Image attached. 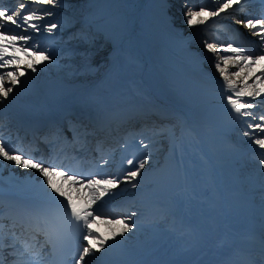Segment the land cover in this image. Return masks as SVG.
<instances>
[{
    "label": "bare ground",
    "instance_id": "bare-ground-1",
    "mask_svg": "<svg viewBox=\"0 0 264 264\" xmlns=\"http://www.w3.org/2000/svg\"><path fill=\"white\" fill-rule=\"evenodd\" d=\"M89 2V5L92 7V12L81 18L90 19L113 10L114 6L118 4H124V2L118 1H114V4H111V0H109V3L105 6V3L100 4L99 0H89ZM101 2H104V0H101ZM78 6H80V4L75 8H78ZM252 6L254 8L251 10L255 12L257 6L256 4H252ZM181 20L183 19H180L178 22H181ZM174 27L177 28L176 30L186 29L180 25H175ZM81 33H78L77 36H79L82 41L89 38L87 32L85 33L84 31ZM190 34L192 35V33ZM92 38L93 37L91 36V40ZM184 38H186L185 35ZM82 41L80 40L79 43ZM171 44L174 45L175 43L171 42ZM197 51L198 50L195 51L194 57H185L184 61L186 65L192 67L194 71L197 69L200 77H203L204 86L207 87L205 92L206 96L198 95L199 97L195 99H185L179 95H171L168 97L161 92L153 82L148 80L145 82L151 93L150 98L152 100L154 99L152 103L153 106H146L147 108L149 107L146 111H154L153 107L156 108L157 104L163 107L168 106L169 108V105L172 106L173 104L176 109L170 108L173 109L170 112L164 107L166 110H158L159 115L169 114L173 119H178L179 117L183 120L184 128H195L196 131V135L194 136L181 132L179 137L181 143H185L186 147L185 149L181 148L179 150L182 158L179 159L178 164L170 157L169 159H165L159 166L155 165L151 160L141 176L146 180H152V184H150L147 191L155 196L156 203L159 202L158 205L154 206L149 212L150 215H155L154 211L157 210H159L160 213V209L170 205L174 194L170 195L169 191L174 190L179 183H185L184 186L189 189L190 197L187 199V210L181 220H177L176 218V224H174L177 231L164 232L161 236H148L146 237L147 241L138 238L136 246L144 247V250L139 252L140 254L136 261L133 260V255L136 252L129 255L133 246L132 244L126 246L123 243L117 245L113 242H110L113 244L111 248H108L107 251H103L106 255L105 257L93 255L86 258L89 261L97 260V262L104 264H110V261L112 262L111 264H200L209 258L207 254L211 251L210 257L215 256L213 264H219V258L223 255V246L220 244V240L225 238L228 232H231L230 236L233 238L231 245H240L244 249V252L258 246L256 244L257 242L250 237L249 229H243L242 225L248 224L249 228L251 227L257 230L260 227L259 223L264 222V220H259L261 217H264V203H256V205L253 206L255 202L253 198L235 203L224 194L229 183L234 186H239L241 181H246L247 184H254L258 182V179L253 176L249 179L248 177L241 178L240 176L234 175L222 179L220 176V171L226 168L234 167L242 172L240 166H247V163L244 159H240L239 155L233 156L232 154V144H239L236 139H233V128L224 127L225 114H230V112L229 110H226V106L221 97L222 91L220 89L222 88V78L219 76V73L216 72L214 64L212 66H207L205 64L208 61L207 59L215 62V57L211 53H208L206 48L201 50L200 54H197ZM75 56L78 57L77 55ZM147 66L148 64H145V62L142 61V65L138 67L139 72H135L141 76V80L147 76L145 73ZM38 67H40L41 71L47 70L45 69L47 67L45 63ZM26 70L28 71V74L21 78L22 84L19 87L20 89L15 93H10L6 100L0 101V135L4 136L8 126L14 124L13 119L15 114L32 113V115H35L39 113L38 110L41 108L44 109L43 113H50L64 105H76L77 100H86L94 103L96 99L106 92L111 96H117V100L115 99L113 101L125 102L126 97H128L127 92L121 90L117 91L118 89H130V87H132L133 91L138 93L139 89L142 87L134 80L124 81L121 75H119L114 82L102 84L97 83L89 89L75 88V85L67 84L68 80L64 82L60 79L57 81L53 80L52 82L48 81V83L46 82V84H43L38 80V74H34L31 70ZM48 77L49 76L47 75V78ZM157 77L160 81L158 75ZM198 87L200 88V86ZM209 87H215V91L211 92ZM30 91H34V94H30ZM66 91H69L68 96L65 94ZM215 105H221L224 108L218 112L212 111V107ZM131 106L135 107L136 105L132 103ZM3 117L9 119L8 121L11 123L8 121V123H4L5 119H3ZM202 120L205 121L206 124L209 123L210 128L214 126L211 134L206 136L200 134L199 129L200 125L203 123ZM59 130L62 129L59 128ZM42 133L43 132L37 134V136L40 137ZM83 134L85 135V133ZM77 135L78 134H76V136ZM76 136H71L69 140L71 141L73 138H76ZM101 136L102 135H100V137ZM77 138L80 139L78 136ZM97 138L98 137L94 136L90 139V144L94 152H96L102 145L109 146L107 151L110 149H112L111 151L117 149L116 147L118 146V143L116 141L118 140L117 138H119V132H108V137L106 139L98 140ZM123 140L124 139H121L119 142H122L120 144L124 145L122 147L124 149V154L129 158H132L133 155H135L137 159H139L145 154L140 146V141H136L137 139ZM214 140L218 142L216 146L214 145ZM203 141L209 142L207 148L206 144H203ZM247 141L249 140L247 139ZM22 144L27 149L33 151L36 150L38 152V148L31 142L23 141ZM111 151H109V154L108 152L105 154L104 152L102 153V156L105 157L104 160L106 158L108 160V157L111 156ZM184 154H187V158H183ZM96 163H98V161H94L95 170L98 167ZM248 163L253 164L250 161ZM0 165H6L0 166V192L13 191L27 194L31 191V194L41 195L37 190L30 187L31 181L29 180V174L35 177V170L22 169L19 166H13L12 162L9 161H0ZM259 166H263L264 169V165L259 164ZM189 167H191V170H188ZM32 172H35V174L32 175ZM262 175L264 176V172ZM19 176H23L22 181H18ZM38 179L43 178L38 177ZM261 183L262 186H264V181ZM121 187L130 189L129 191L131 193L135 190L131 189L130 185H121ZM142 191L137 190V193H141ZM131 193L121 200V202L131 203L134 201L132 198L134 196ZM165 195H168V197L163 199ZM181 203L182 202L179 201L177 205H180ZM252 206L253 210L250 211ZM19 207L22 206L19 205ZM100 208L106 209V207H103L102 205H100L99 209ZM21 210L23 209L21 208ZM232 210L234 213L230 212ZM108 212L115 213L117 211L108 210ZM178 214L179 213H175L173 215L177 216ZM161 215L162 213L160 216ZM245 215H247V218L244 219V222H241L240 219ZM133 220L134 222L136 221V219ZM172 222L174 221L172 220ZM95 225L97 230L100 229V226H106L104 223H98ZM110 227L116 229L118 226L111 225ZM136 228L137 232H139L140 227L138 226ZM101 230L104 231V228H101ZM188 235H192L193 238L190 239L189 242H186L188 240L184 241V239ZM108 236H110V234ZM125 239L126 238H122L121 241H126ZM184 243L186 247L182 248ZM109 256L111 258H109Z\"/></svg>",
    "mask_w": 264,
    "mask_h": 264
},
{
    "label": "snow or ice",
    "instance_id": "snow-or-ice-1",
    "mask_svg": "<svg viewBox=\"0 0 264 264\" xmlns=\"http://www.w3.org/2000/svg\"><path fill=\"white\" fill-rule=\"evenodd\" d=\"M250 2L211 0L210 3L197 5L195 10L187 7L183 16L184 23L190 28L207 26L214 18L231 20L260 42L259 54L244 43L237 42L235 34L230 38L231 42L205 40L204 47L215 57L214 68L222 78L221 97L226 110L244 125L242 136L264 150V10L259 15L250 13L247 7ZM259 2L264 6V0ZM61 7L62 0H16L14 7L0 3V69L5 70L0 71V101L6 100L22 84L25 69L35 73L39 65L54 60L48 49L30 43L36 38L28 33L52 34L62 25L46 21L45 18L55 16L54 10ZM234 13L242 14V18H237ZM9 26H15V29ZM140 146L142 149L150 147L143 140ZM0 161L35 170V177L29 174L30 187L57 208L55 217L45 216L35 222L30 221L23 225L22 233L16 231L15 225L3 223L4 217L0 213V264H47L42 252L44 246L41 245L38 250L33 241L38 233L43 232L45 244L55 247L53 237L59 236L63 225H70L73 230L74 250L59 264H87V257L107 251L113 246L110 242H118V238L125 237L137 227L133 220L135 212L117 215L101 212L99 207L108 199L115 198L121 185H130L131 189L138 187L139 178L150 161L147 153L139 159L133 155L122 161L126 167L122 166L115 174L100 167L94 172H84L57 163L53 158L34 155L33 150L22 143L13 145L8 138L0 135ZM108 163L107 159L103 160V164ZM259 163L264 165V159ZM98 223L118 227L112 230L110 236H102L93 228ZM249 264H264V237L259 257L253 258Z\"/></svg>",
    "mask_w": 264,
    "mask_h": 264
},
{
    "label": "rangeland",
    "instance_id": "rangeland-1",
    "mask_svg": "<svg viewBox=\"0 0 264 264\" xmlns=\"http://www.w3.org/2000/svg\"><path fill=\"white\" fill-rule=\"evenodd\" d=\"M87 1L89 0H62L63 7L55 9L54 10L55 16L49 17V20L51 22L57 23L58 25H62L56 29L57 33H61L65 31L66 29L72 27L75 22H78V20L76 18L74 19V16L71 15L70 13V12L74 13V11L71 9L74 6L76 7L78 4H80V6H82L83 8L81 7L79 8V10L82 9L84 11L90 12L91 6L88 5L89 3H86ZM99 1H100V4L105 3L104 6L109 3V0L108 1L104 0V2H101V0ZM114 1L124 2V4L122 3V5L118 4L114 6L113 10L109 11L111 13L108 14L110 15V17H112V15H115L116 13L120 15H124L123 18L121 17L122 20L120 21L119 26L112 25L110 23L111 22L110 17L101 21L105 25L95 23V25L92 27L88 26L90 27V29H99L100 31V32L96 31V35H94V40L91 43H90L91 36L93 37V35L90 34L92 33L91 31L89 33L87 32L89 38L85 41H82L80 37L78 40L77 38H72V37L66 39V38L61 37L62 35H56L55 37H52L54 33L52 34L44 33V36L42 39L41 38L36 39L34 41H31L30 43H37L38 46L45 44L46 48L49 50V52H52L51 54L54 57V60L51 62L52 64L49 65L50 69L55 70L57 72H61L62 76H66L67 74L65 65L68 64L67 63L68 57L66 53L63 51V49L59 46V41L77 40L78 44L87 43L84 45V47H88L87 54L84 55V58L75 61L73 65L70 67V70L71 71L77 70V72H81V71L86 72V73L88 72L89 77H93L96 79V81L92 80L90 82L92 85H94L95 83L103 79L105 75H108L107 70H111L112 67H116L115 65L118 62L119 63L121 62L120 67L124 68L126 65V61H131V60L139 61L138 57L143 58L142 52H145V55H146L145 58L147 59L146 61L148 62V66L146 68L148 71L147 77L149 76V74L152 76L153 71H155L157 74L160 73L159 76L162 77L164 81L163 83L164 85L160 86V90L168 91L171 93L172 92L180 93L183 95L180 83L176 82L172 78L175 75L179 76L178 72L181 71L179 68L180 65L178 64L180 63V61H176L175 57H179L180 55L190 56V53H187L185 51V48L181 47V45H185V44L182 42L183 40H180L181 38L178 37L180 33L174 31V27L172 26V24L180 25L183 28L185 27L186 28L185 31L189 34L190 33L193 34L194 32L192 31L193 30L192 27L190 28L184 23V19L181 20V22H178L181 18L177 19L176 17H179V16H176L175 14L182 13L180 10L177 9L176 3L178 2V0H169V5H167L166 8L164 9H162V7L158 8L155 6L156 2H159L160 0H114ZM114 1L111 0V4H114ZM194 1L197 2V0H194ZM149 5L152 6V10H151L152 15L150 17V20L148 21L150 28L149 30H143L142 28L136 25L135 23L136 17L140 15V12H141L140 10H143L144 7H148ZM70 19H73L74 21L71 22ZM68 20L70 22L69 24H67ZM9 27L11 29H15V26H12V27L9 26ZM196 27L197 26H195L194 29ZM104 28L108 29L106 31H103L105 34L101 32L102 29ZM129 31H132L133 33L135 32L136 37H133L131 34L127 33ZM153 31H155V33H152ZM185 31L183 30L179 32H182L181 34L183 36V33L185 34ZM28 34L33 35L32 33H28ZM81 34H84V33H81ZM106 34L109 37L106 36ZM46 35L50 36V37H47V38H50L48 41L44 39ZM33 36L36 38L37 35L34 34ZM105 38L107 40H105L106 43L103 44V46L107 44V47L103 49V51L97 52L96 50L98 49L101 40L102 39L104 40ZM110 38L113 39V42L111 41ZM134 38H137V40H134ZM80 40L82 42L79 43ZM170 42H174L175 44H174V47L168 49L166 46ZM198 47H200V44L198 45ZM95 48H96L95 50L96 52H92L94 51L93 49ZM204 48L205 47L203 45L200 51L203 50ZM82 50H83V46H77V47L72 46L69 49V51H73V53L80 52ZM75 55H77L78 57L82 56V54H74V56ZM86 55L88 56V58H85ZM151 65L156 66L157 69L155 68L154 70L151 67ZM46 66L48 67L47 64ZM47 67L45 69H47ZM137 69L138 68H136L134 72H136ZM0 71H5V70L0 69ZM25 71L27 75L28 71L26 69ZM120 73L121 74L128 73V70L127 69L122 70ZM117 76H119V72L116 74L115 78H117ZM70 77L74 78L75 76L71 75ZM154 80L155 79L148 80V81L153 82L156 86V82ZM88 81H90V79ZM171 85H174L175 87ZM19 87H17L13 92L14 93L17 92L20 89ZM29 93L34 94V92L32 91H30ZM146 93L150 94L148 89L146 90ZM181 97L188 99L184 96H181ZM175 127H176L175 124H171L169 127H166L165 133L161 136V138L159 137L160 139L158 138L160 142H157L158 139H157V135L155 134V132H152V133L147 132L146 136L144 137L145 139L144 142L150 145V147L148 149H145V151L150 155V160L152 157L155 159L154 163L157 166H159L160 163L163 162V159L161 158L162 156L157 155L156 152L158 151V149L159 151L162 150V147L164 145L167 148L174 150L173 153H178V149L180 147V144L178 142L179 134ZM143 129L144 128H142L141 130ZM152 148L156 151L155 155H154V151H152ZM159 151H158V154H159ZM161 153L164 158L168 156V154L164 153L163 151ZM248 175L251 176V172L248 173ZM150 184L151 182L146 180L145 178H139L138 187L135 190L146 189L147 187L150 186ZM247 187H248L247 184L245 183L242 184L243 189H246ZM145 191L147 192V190ZM119 192H123V190L120 188L117 194H119ZM172 192L173 190L171 191V193ZM179 192H180L179 194L180 196L178 195V197H174L171 200L170 209L168 210L166 208L167 211L174 213L177 210L178 198H181V200L185 201L186 203L187 192L184 191V189H179ZM228 196L231 197V199H238V197L236 196H231V195H228ZM242 196L243 194L240 197ZM148 197L149 196L142 195L137 198V201L138 203H143L146 199H150V197L149 198ZM152 203L153 201L151 202V204ZM184 212H185V207L182 205L181 214H183ZM165 216L168 218V215H165ZM147 221H149L150 222L149 224H151V228L149 231L150 234H154L155 232H158V231L165 232L166 230L171 228V226L169 225V221L166 219H164V221L161 219H157V220L149 219ZM146 223L147 222L145 221H140V224L143 229L147 227ZM127 238L130 239V243L132 245L135 244L136 241L138 240V236H136L135 234H128ZM115 243L120 245L121 240L118 238V242H115ZM126 244H129V242H126ZM135 250H137V248L133 247L132 251H135ZM132 251L130 252V254L132 253Z\"/></svg>",
    "mask_w": 264,
    "mask_h": 264
}]
</instances>
